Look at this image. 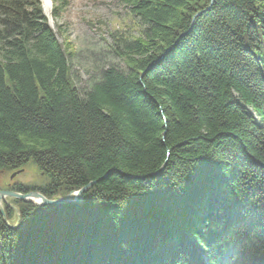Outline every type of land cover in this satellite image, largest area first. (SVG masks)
Here are the masks:
<instances>
[{"label": "trees", "instance_id": "1", "mask_svg": "<svg viewBox=\"0 0 264 264\" xmlns=\"http://www.w3.org/2000/svg\"><path fill=\"white\" fill-rule=\"evenodd\" d=\"M108 1L128 24L77 85L40 1L0 0V174L46 175L0 189L96 181L10 199L0 264H264V0Z\"/></svg>", "mask_w": 264, "mask_h": 264}, {"label": "rangeland", "instance_id": "2", "mask_svg": "<svg viewBox=\"0 0 264 264\" xmlns=\"http://www.w3.org/2000/svg\"><path fill=\"white\" fill-rule=\"evenodd\" d=\"M62 1L64 2V9L59 12L56 18L51 16L52 0H50L48 11L44 9L43 1L40 0L41 10L54 33L56 32L59 41H62V38L56 31L57 26H60V29L64 31L63 37L75 49L76 57L72 65V72L77 77V85H81L88 78L87 72L90 69L87 68L101 61L100 59L101 57L103 59L104 55H107L108 60H111V54L108 52L109 48L104 40L107 39V31L122 28L125 24H128V21L126 20L125 11L108 0ZM113 61L118 60L114 59ZM21 170L19 174L15 175L11 183L17 181L26 185L37 186L46 180L44 172L39 170L32 162H28ZM8 174H0V185L12 173ZM10 199L12 198H6L5 202L8 205L11 204L12 206H9L14 208L15 206L10 202Z\"/></svg>", "mask_w": 264, "mask_h": 264}, {"label": "water", "instance_id": "3", "mask_svg": "<svg viewBox=\"0 0 264 264\" xmlns=\"http://www.w3.org/2000/svg\"><path fill=\"white\" fill-rule=\"evenodd\" d=\"M214 0H210V4ZM208 9V8H206ZM200 14V13H198ZM22 170L16 171L15 173H12L10 178L12 179L15 177L16 174H19ZM96 181H89L86 185L81 187L80 189L70 192L68 195L58 198V199H53V198H47L45 197L42 193L38 191H29V192H17V191H7V190H0V214L2 216L3 222L8 226L9 228H18V229H23V226H18L19 225V212L17 208L14 207L15 213H16V220L13 224H10L6 218L4 207H3V202L5 201L6 198H14V199H19L24 202H32L35 203L36 205L46 207V206H53V205H60L64 203H80L83 199L82 194L88 191ZM12 206L11 204H9Z\"/></svg>", "mask_w": 264, "mask_h": 264}, {"label": "bare ground", "instance_id": "4", "mask_svg": "<svg viewBox=\"0 0 264 264\" xmlns=\"http://www.w3.org/2000/svg\"><path fill=\"white\" fill-rule=\"evenodd\" d=\"M43 1V5H44V9L46 11H48V6H49V3H50V0H42ZM1 190V189H0ZM6 190V189H5ZM32 191V190H31ZM34 191V190H33ZM39 192V191H38ZM57 199V198H56ZM31 203V202H30ZM21 225V224H20ZM23 225V224H22ZM21 225V226H22ZM19 226V225H18Z\"/></svg>", "mask_w": 264, "mask_h": 264}, {"label": "flooded vegetation", "instance_id": "5", "mask_svg": "<svg viewBox=\"0 0 264 264\" xmlns=\"http://www.w3.org/2000/svg\"><path fill=\"white\" fill-rule=\"evenodd\" d=\"M13 179H10V181L12 182Z\"/></svg>", "mask_w": 264, "mask_h": 264}]
</instances>
